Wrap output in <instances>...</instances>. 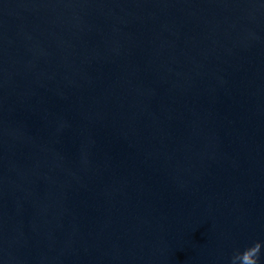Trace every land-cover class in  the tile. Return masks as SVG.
<instances>
[{
  "label": "water",
  "instance_id": "1",
  "mask_svg": "<svg viewBox=\"0 0 264 264\" xmlns=\"http://www.w3.org/2000/svg\"><path fill=\"white\" fill-rule=\"evenodd\" d=\"M0 264H264V0H0Z\"/></svg>",
  "mask_w": 264,
  "mask_h": 264
}]
</instances>
